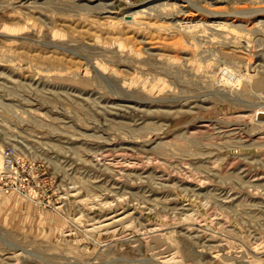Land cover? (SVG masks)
<instances>
[{
    "label": "rangeland",
    "instance_id": "obj_1",
    "mask_svg": "<svg viewBox=\"0 0 264 264\" xmlns=\"http://www.w3.org/2000/svg\"><path fill=\"white\" fill-rule=\"evenodd\" d=\"M0 264H264V0H0Z\"/></svg>",
    "mask_w": 264,
    "mask_h": 264
},
{
    "label": "built area",
    "instance_id": "obj_2",
    "mask_svg": "<svg viewBox=\"0 0 264 264\" xmlns=\"http://www.w3.org/2000/svg\"><path fill=\"white\" fill-rule=\"evenodd\" d=\"M7 157V156H6Z\"/></svg>",
    "mask_w": 264,
    "mask_h": 264
}]
</instances>
